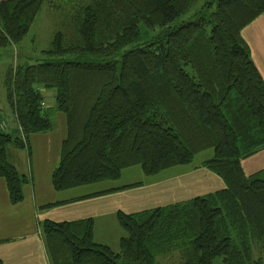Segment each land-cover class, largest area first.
Instances as JSON below:
<instances>
[{"label":"trees","instance_id":"16d2710c","mask_svg":"<svg viewBox=\"0 0 264 264\" xmlns=\"http://www.w3.org/2000/svg\"><path fill=\"white\" fill-rule=\"evenodd\" d=\"M197 0H2L0 48L20 43L45 5L70 9L74 36L59 31L51 57H113L142 37L141 27H167L122 61H45L10 68L6 96L21 132L0 129V178L12 203L28 178L9 147L29 149L34 133L52 129L61 111L67 137L52 184L63 191L118 180L139 165L154 176L188 165L214 148L202 167L226 187L191 200L132 214L120 211V251L94 241L92 218L39 222L51 264H157L179 252L182 264H264V168L251 175L242 161L264 149V78L244 27L264 14V0H211L191 20L169 25ZM208 7V8H207ZM41 89L56 90L44 107ZM57 204V203H56ZM48 204L44 208L54 206ZM0 264L2 261L0 260Z\"/></svg>","mask_w":264,"mask_h":264},{"label":"crops","instance_id":"0c3cea01","mask_svg":"<svg viewBox=\"0 0 264 264\" xmlns=\"http://www.w3.org/2000/svg\"><path fill=\"white\" fill-rule=\"evenodd\" d=\"M242 38L248 43L252 59L264 78V14L244 27ZM51 121L53 127L50 131L30 135L29 149L13 148L12 164L21 175L28 178L23 187V201L12 203L7 182L4 178H0L2 264H51L40 231L41 220L65 222L92 218L94 241L118 253L121 239L127 235L118 222L120 211L128 214L141 212L188 201L226 187L224 181L215 172L202 167V163L206 161L203 160L198 164L167 168L148 178L149 181H144L142 178L143 169H139L140 171L136 168L130 169L134 167L131 166L122 170L121 178L118 180L120 181L124 176H129L131 179L134 177L130 176L134 175L137 177L135 181L119 183L118 180L104 181L109 184L99 182L56 191L52 184V174L59 165L62 144L67 137V119L63 112L55 111ZM8 124L7 130H11V134L14 132L19 135V126L15 117H12ZM261 155H264V150L244 160L242 168L245 162L253 160L250 158L255 156L262 158ZM245 172L249 175L255 171L249 174L246 170ZM155 191H161V194L156 195L155 198L151 197ZM143 193L147 198L133 199L142 196ZM48 204L56 205L44 208Z\"/></svg>","mask_w":264,"mask_h":264},{"label":"rangeland","instance_id":"374dc122","mask_svg":"<svg viewBox=\"0 0 264 264\" xmlns=\"http://www.w3.org/2000/svg\"><path fill=\"white\" fill-rule=\"evenodd\" d=\"M209 1L211 0H197V2L193 5V7L189 11L184 13L182 16L178 17L177 20L172 22L169 26L172 27L175 24L183 23V21L191 20L192 19L191 16L198 9L206 7ZM70 13H71L70 9L59 11V10L52 9L48 5H45L43 9L36 16L29 30V33L25 36V38L20 43L9 44L6 47L0 48V121H2L0 124V128L2 130L8 129L9 127L8 121H11L12 117L16 118L15 114H13L9 106L7 96H6V79H7L10 68H13V67L15 68L17 66L34 65V64H38V63L50 61V60L52 61L69 60V61H82V62L88 61V62H99V63L114 62V61L121 62L123 55L125 54L126 51L135 49L138 46L147 45L148 41L159 36L161 31L168 27V26L160 27V28L148 29V30H146L144 27H141V31H142L141 39L137 41L136 43L125 46V48L121 49L113 57L78 56V55L51 57L46 52L52 48V42L57 32L62 31L64 33H67L68 37L75 35L74 29L71 24ZM41 92L45 96L44 107L48 109H53V107H55L56 90L41 89ZM3 118L4 120H2ZM18 128H19V131L21 132L20 130L21 128L20 127ZM10 131L11 130H7V132H10ZM13 136L16 137L17 134L13 132ZM13 148H17V147H15L14 145H11L9 147V159L11 163L12 161H14ZM214 154H215L214 148L201 151V153H198L197 155H195L192 162L189 164L192 165V163L193 164L201 163V161L203 160H208V159L213 158ZM261 156L263 159L256 158L257 156H255L254 158H250L253 160H248L247 162L244 163L243 168L248 172V174L249 172H254V171H255L254 173H256L258 171H261L262 168H264V155H261ZM134 168L138 170L139 169L142 170L141 166L139 165L131 167L130 169H134ZM123 172H128V171H123ZM143 174L144 175H142V178H144V181H149L150 179L148 178H152V176H149L145 173ZM130 177H134V178L130 179L129 176H124L120 181L118 180L117 183L121 181L131 182L137 179V177L134 175H131ZM103 183L109 184V183H105L104 181L101 182L100 184H103ZM160 192L161 191H155V193L151 194V197L155 198L156 195L161 194ZM143 194L142 196H137L136 198L134 197L133 199L143 198V197L147 198L146 194L145 193ZM161 197H165V196H161ZM253 253L255 254L256 257L264 258V253L261 252L258 246L253 248ZM222 261H223L222 257H217V259L214 261V264H222ZM156 263L157 264H182V256H180L179 252H172V253H169L168 255H164V254L158 255V259Z\"/></svg>","mask_w":264,"mask_h":264}]
</instances>
